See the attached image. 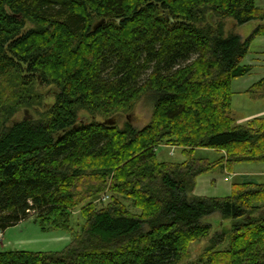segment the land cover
I'll return each mask as SVG.
<instances>
[{
  "label": "trees",
  "instance_id": "trees-1",
  "mask_svg": "<svg viewBox=\"0 0 264 264\" xmlns=\"http://www.w3.org/2000/svg\"><path fill=\"white\" fill-rule=\"evenodd\" d=\"M225 19L263 23L243 38L225 33ZM262 35L256 0H0V235L32 212L45 230L69 229L87 159L140 210L119 197L89 203L64 251H0V264H183L215 213L232 221L213 242L228 243L220 264H264V182L240 180L227 197L193 194L203 173L264 163V120L238 125L232 105L233 81L251 74L244 59ZM37 82L56 87L55 103L10 123L17 107L42 103ZM144 96L153 116L141 129L95 119L131 113ZM163 142L188 160L161 162ZM200 148L227 155L202 161ZM204 257L191 264H218Z\"/></svg>",
  "mask_w": 264,
  "mask_h": 264
},
{
  "label": "rangeland",
  "instance_id": "rangeland-1",
  "mask_svg": "<svg viewBox=\"0 0 264 264\" xmlns=\"http://www.w3.org/2000/svg\"><path fill=\"white\" fill-rule=\"evenodd\" d=\"M256 5L264 8V0H256ZM213 21L218 22V19L214 18ZM221 22L226 34L235 32L243 38L249 37L254 29L263 23L253 20L244 25H237L233 19H225L221 20ZM30 26L32 25L28 24V27ZM244 64H252L253 70L251 74L233 81L234 96L232 103L235 117L238 120L242 118L243 123L247 122V116L264 109V98H255L250 93H245L246 85H251L264 78V35L258 36L253 40L249 52L244 59ZM36 88L42 96L40 106L17 107L10 118V123L27 117L39 118L44 109H48V106L50 107L55 103L53 92L56 87L54 85L45 86L43 83L39 84L37 82ZM1 97L5 98L3 93L0 95V100ZM84 115L90 116L84 110L79 112V117ZM152 116L153 104L149 98L144 96L135 105L131 113L119 117L118 127L123 128L129 120L136 128L141 129L150 123ZM155 151H157L158 159L161 162L182 163L188 160L182 147L167 142L161 143ZM218 152V150L200 148L196 150L194 158L213 162L221 157ZM223 154L224 156L227 155L226 152ZM85 163L87 168L86 174L76 180L73 188L76 200L79 203L70 211V228L64 229V225H61L59 227L49 226L45 230L42 228L37 214L32 212L28 219L7 228L0 235V251L62 252L71 244L72 229H75V232L78 233L82 230L85 223L82 210L85 206L89 203L98 204L99 208L100 204L108 206L112 200L120 196L111 191L113 187L112 177L98 175L103 166L98 159H87ZM257 170L264 171V163L240 162L234 164L232 171L223 167H217L198 176L193 194L203 197H227L231 194L234 183L240 180L248 182L249 179H254L251 175L240 174V172ZM235 172L237 173L236 175H234ZM257 178L259 181H264V176H257ZM254 182L256 183V181ZM121 199L126 201L125 204L130 206L134 212H140L139 209L131 206V200L124 197ZM261 206L264 208V203ZM63 221L65 224L66 220L63 219ZM203 221L212 225V231L208 237L201 241H194L189 244L183 264L198 263L202 256H213L214 262L220 264L221 259L219 257L221 255L219 252L225 251L224 249L228 247V243L214 247L213 242L217 235L224 232L228 233L227 231L231 229L232 221L223 218L218 213L204 217Z\"/></svg>",
  "mask_w": 264,
  "mask_h": 264
},
{
  "label": "crops",
  "instance_id": "crops-1",
  "mask_svg": "<svg viewBox=\"0 0 264 264\" xmlns=\"http://www.w3.org/2000/svg\"><path fill=\"white\" fill-rule=\"evenodd\" d=\"M246 65H250V66H252L253 67V65L252 64H246ZM264 79V78H263ZM259 82V81H258ZM257 82H254V83H252L251 85H246V87H245V93H250L249 92V90H250V88L254 85V84H256ZM253 97H255V98H264V85L262 86V90L261 91H259V92H257V93H255V94H252V93H250ZM233 116H234V118H235V120L237 121V123H238V125H243V126H246V125H248L249 124V122H251V121H253V120H255V119H262V120H264V109L263 110H261V111H259V112H257V113H254V114H252V115H249V116H247L246 118H247V122H245V123H243L242 122V118L241 119H237L236 117H235V114H234V112H233ZM241 120V121H240ZM224 152H221V151H219L218 152V154H220L221 156H223L224 154H223ZM237 173L235 172L234 173V175H236ZM240 174H244V175H251L252 176V178H254V179H249L248 180V182L249 181H256V183H263L264 181H259V179L257 178V176H264V171H260V170H257V171H243V172H240ZM243 181V180H242ZM243 182H245V181H243Z\"/></svg>",
  "mask_w": 264,
  "mask_h": 264
},
{
  "label": "water",
  "instance_id": "water-1",
  "mask_svg": "<svg viewBox=\"0 0 264 264\" xmlns=\"http://www.w3.org/2000/svg\"><path fill=\"white\" fill-rule=\"evenodd\" d=\"M171 20L174 21L173 18H171ZM119 117H121V116H118V117H115V116H114V117L105 118V117H103V116H101V115H96V116H95V119H96L98 122H100V123H102V124H105V125H115V124L118 123V119H119ZM82 121H83V120H82ZM261 213L264 214V209L261 211Z\"/></svg>",
  "mask_w": 264,
  "mask_h": 264
}]
</instances>
